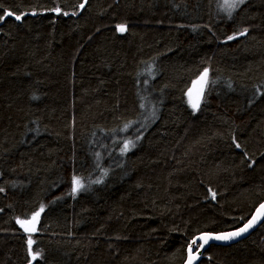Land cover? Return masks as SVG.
Returning <instances> with one entry per match:
<instances>
[{
  "label": "trees",
  "instance_id": "16d2710c",
  "mask_svg": "<svg viewBox=\"0 0 264 264\" xmlns=\"http://www.w3.org/2000/svg\"><path fill=\"white\" fill-rule=\"evenodd\" d=\"M222 3L0 0V264H183L264 202V0ZM199 264H264V223Z\"/></svg>",
  "mask_w": 264,
  "mask_h": 264
},
{
  "label": "snow or ice",
  "instance_id": "6c2138e0",
  "mask_svg": "<svg viewBox=\"0 0 264 264\" xmlns=\"http://www.w3.org/2000/svg\"><path fill=\"white\" fill-rule=\"evenodd\" d=\"M244 3V0H223V3L221 5L222 10H226L228 13V16L231 17L232 11L238 8L240 5ZM2 7V5H0ZM81 8L84 7L83 4L80 5ZM57 14L60 13L61 9L59 7H56L53 9ZM68 13L65 12L64 15H67ZM14 13L11 11H6V15L4 13H0V21L6 19L7 16H13ZM16 20H21L22 16L21 15H15ZM118 29L121 32L126 31V26L125 25H118ZM244 33H241L243 35ZM235 36H229L228 40L235 39ZM200 88L199 92L200 94L203 93L204 87L208 83V70L206 69L203 73V75L200 77V80L198 81ZM189 96L191 97L192 95V89H189ZM194 108H197L199 106V100H197L196 103L192 105ZM143 107V105H141ZM237 148H240V144H236ZM128 149V143H125L124 145V150L126 151ZM99 182V181H97ZM72 192L76 193L78 192L83 185L81 184L80 179L77 176L72 177ZM2 190V189H0ZM215 193H212V197L215 198ZM43 211V207H41L39 212H36L33 214L31 219L25 218V219H17V223L24 229L25 232L32 233L35 232L36 229V223L38 222V218L40 216V212ZM264 218V203L259 205V208L256 210V214L249 220L243 227L239 229L238 232H232L228 233L226 235H200L196 238H193L191 242L187 246V251H188V261L187 264H195V261L199 259L200 256V249L203 248L205 244L208 243L210 239H216V240H223V239H231L234 236H238L243 232H246L249 228H251L259 219ZM198 241H202V243H198ZM34 243L31 235L28 237V244H29V249L31 250V245ZM196 249L194 252L193 249ZM36 256H33V259H35Z\"/></svg>",
  "mask_w": 264,
  "mask_h": 264
},
{
  "label": "water",
  "instance_id": "95a60500",
  "mask_svg": "<svg viewBox=\"0 0 264 264\" xmlns=\"http://www.w3.org/2000/svg\"><path fill=\"white\" fill-rule=\"evenodd\" d=\"M200 80V79H199ZM198 80V81H199ZM198 81H197V85H199V83H198ZM205 88H206V86L204 87V90H205ZM210 191V195L212 196V193H214V192H212L211 190H209ZM216 196V195H215ZM262 203H264V202H262ZM261 203V204H262ZM260 205V204H259ZM259 205H258V207L254 210V212L252 213V215H251V217L243 224V225H241L240 227H238V228H236V229H234V230H230V231H224V232H218V233H213V232H205V233H201V234H199V235H197V236H195L194 238H196V237H198V236H200V235H205V234H208V235H212V236H215V235H226V234H228V233H232V232H238L239 231V229L241 228V227H243L249 220H251V218L256 214V210L259 208ZM264 223V218H261V219H259L251 228H249L246 232H243V233H241L240 235H238V236H234L233 238H231V239H223V240H216V239H210L209 241H208V243L207 244H205L204 246H203V248L202 249H200V256H199V259H197L196 261H195V264H199L200 262H201V260H202V257L204 256V254H205V252L209 249V248H211L212 246H224V247H226V246H230V245H234V244H236V243H238V242H240V241H242V240H244V239H246V238H248L251 234H253L262 224ZM22 228V227H21ZM23 229V228H22ZM23 231H24V229H23ZM25 232V231H24ZM26 234H29V235H32V234H34L35 232H32V233H28V232H25ZM191 242V241H190ZM198 243H202V241H198ZM193 251L195 252L196 251V249L194 248L193 249ZM187 261H188V251H187V253H186V259H185V261H184V263L183 264H187Z\"/></svg>",
  "mask_w": 264,
  "mask_h": 264
},
{
  "label": "rangeland",
  "instance_id": "374dc122",
  "mask_svg": "<svg viewBox=\"0 0 264 264\" xmlns=\"http://www.w3.org/2000/svg\"><path fill=\"white\" fill-rule=\"evenodd\" d=\"M199 88H200V85L196 86V88L192 90V95L191 96H192L193 103H196L197 98H198V96L200 94Z\"/></svg>",
  "mask_w": 264,
  "mask_h": 264
},
{
  "label": "bare ground",
  "instance_id": "6f19581e",
  "mask_svg": "<svg viewBox=\"0 0 264 264\" xmlns=\"http://www.w3.org/2000/svg\"><path fill=\"white\" fill-rule=\"evenodd\" d=\"M131 132H132V131H131ZM131 132H130V133H131ZM130 133H129V134H130ZM127 135H128V134H127ZM129 136H131V135H129ZM132 136H133V135H132ZM132 136H131V137H132ZM235 142H236V141H235ZM206 195H207V194H206ZM208 196H209V195H208ZM208 196H206V197H208ZM204 201H205V200H204ZM208 201H209V200H208ZM203 204H204V203H203ZM195 208H196V207H195ZM246 209H247V208H246ZM247 214L249 215V213H246V215H247ZM246 215H245V216H246ZM196 216H198V215H196ZM199 216H200V215H199ZM199 216H198V218H199ZM242 219H243V218H242ZM193 220H194V218H193ZM243 220H244V219H243ZM246 220H247V218H246ZM197 221H198V220H197ZM194 222H195V221H194ZM226 229H227V228H226ZM28 235H29V234H28ZM202 258H203V257H202ZM201 261H202V260H201ZM220 261H221V260H220Z\"/></svg>",
  "mask_w": 264,
  "mask_h": 264
}]
</instances>
